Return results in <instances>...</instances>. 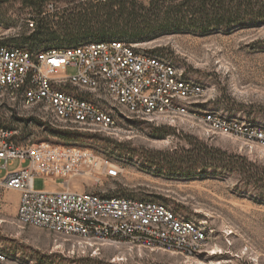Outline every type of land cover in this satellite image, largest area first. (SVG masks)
<instances>
[{
	"label": "rangeland",
	"instance_id": "obj_1",
	"mask_svg": "<svg viewBox=\"0 0 264 264\" xmlns=\"http://www.w3.org/2000/svg\"><path fill=\"white\" fill-rule=\"evenodd\" d=\"M32 1L38 0H0V27L14 33L11 44L28 50L45 48V37L29 39L41 19L52 30L67 28L69 40L105 42L118 34L120 41L172 63L186 79L200 84L206 94L193 109L264 132V23L206 31L181 26L170 31L163 24L175 25L184 14L177 19L173 11L166 14V7L180 0H112L110 5H126L124 13L103 6L108 0H41L40 9ZM27 21L35 23L34 30ZM132 34L152 38L128 40ZM75 72L72 67L66 70L67 75ZM0 128L18 131L19 145L77 146L121 169L118 178H102L99 183L74 178L70 191L160 203L179 218L206 226L213 235L209 256L124 244L72 251L65 243L56 249L53 235L17 225V209L10 197L16 191L0 189L3 264H264V144L206 134L188 122H133L125 126L127 136L71 132L75 135L64 137L58 132L66 131L29 123L4 106H0ZM26 165L10 161L7 171ZM5 173L0 171V178ZM33 187L53 189L42 178H36Z\"/></svg>",
	"mask_w": 264,
	"mask_h": 264
},
{
	"label": "built area",
	"instance_id": "obj_2",
	"mask_svg": "<svg viewBox=\"0 0 264 264\" xmlns=\"http://www.w3.org/2000/svg\"><path fill=\"white\" fill-rule=\"evenodd\" d=\"M105 1V0H97ZM34 30L35 23L27 21ZM14 33L0 27V106L29 123L58 131L127 136L126 124L148 122L197 126L264 144V132L214 112L195 108L205 97L200 84L172 63L122 41L85 42L73 47L28 50L11 44ZM72 67L75 74L67 75ZM16 130L0 128V189L19 193L16 223L54 236L56 249L104 246L209 256L211 231L179 218L167 206L134 199L74 192V178L115 179L120 167L89 149L45 142L19 145ZM26 167L7 171L10 161ZM42 178L50 187L35 190ZM82 185L84 182L81 183ZM5 254L0 250V264Z\"/></svg>",
	"mask_w": 264,
	"mask_h": 264
},
{
	"label": "trees",
	"instance_id": "obj_3",
	"mask_svg": "<svg viewBox=\"0 0 264 264\" xmlns=\"http://www.w3.org/2000/svg\"><path fill=\"white\" fill-rule=\"evenodd\" d=\"M40 1H32V4L37 5L40 9ZM110 4H112V0H108L103 6L109 5L110 9L117 7V12L121 13H124L126 10L125 4ZM166 11L167 15L170 11H173L177 19L184 14L182 21L176 20L175 25L171 22L163 24L162 27L170 31L178 30L182 27L186 29L191 27L197 31H206L208 29L228 30L245 23H264V0H180L166 7ZM45 22L43 19L39 20L34 33L29 38L31 41L36 40V37L37 40L38 37L46 38L44 40L45 42L47 41L45 43L46 46L41 51L58 48L56 46L57 44L64 45L63 47H73L80 43H85L73 39L69 40L70 34L66 31L67 28L61 27L59 30H52L46 26ZM148 38H152V35L138 36L137 34H132L127 36V39L131 41H142ZM59 39L63 40L59 42ZM112 40L120 41V35L115 34L112 36ZM74 135L67 131L58 132V136L65 137Z\"/></svg>",
	"mask_w": 264,
	"mask_h": 264
},
{
	"label": "crops",
	"instance_id": "obj_4",
	"mask_svg": "<svg viewBox=\"0 0 264 264\" xmlns=\"http://www.w3.org/2000/svg\"><path fill=\"white\" fill-rule=\"evenodd\" d=\"M53 189H55V188H53ZM10 197L15 201V206H16V209H17V207H18V199H19V194L17 193V192H15V193H11L10 194Z\"/></svg>",
	"mask_w": 264,
	"mask_h": 264
}]
</instances>
